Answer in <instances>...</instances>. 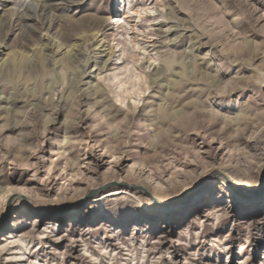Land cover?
Here are the masks:
<instances>
[{
    "label": "rangeland",
    "instance_id": "374dc122",
    "mask_svg": "<svg viewBox=\"0 0 264 264\" xmlns=\"http://www.w3.org/2000/svg\"><path fill=\"white\" fill-rule=\"evenodd\" d=\"M19 1L0 0V264H264V0H48L15 20ZM162 108L200 163L141 175L131 124Z\"/></svg>",
    "mask_w": 264,
    "mask_h": 264
},
{
    "label": "bare ground",
    "instance_id": "6f19581e",
    "mask_svg": "<svg viewBox=\"0 0 264 264\" xmlns=\"http://www.w3.org/2000/svg\"><path fill=\"white\" fill-rule=\"evenodd\" d=\"M47 1L48 0H39V1L38 0H21V1H19L17 3V7H15L14 11L12 12L14 19L19 20L22 18H35L36 16H40V13L44 12L45 8L48 6ZM181 2H186V3L191 2V4L194 5V4L198 3V0H178V3H181ZM168 19L169 18L167 17L165 20L161 21L159 23V25L166 24ZM175 30H176L175 28H169L166 31V35H164V37H166L167 35H169L170 33H172ZM148 34L154 35L155 33L149 31ZM144 36H146V35H144ZM159 37H162V36H159ZM180 40L179 41L173 40V41L169 42L167 44V45H169V47L167 46L166 50L163 51L162 54L165 55V54L170 53L171 52L170 48H174L177 45V43L179 44L181 42ZM155 41H158V40L153 37L152 40H150L149 42H152V44H154ZM110 54L113 55V52H111ZM177 56H179L178 53L175 54V57H177ZM165 61H166V64L168 65V67H173V65L176 63L173 58H167V59H165ZM161 77L162 76H158V77L154 78L153 80L151 79L150 83L153 85H156L157 80ZM227 87H230V86H227ZM147 96L153 97V98L156 97L153 94L146 93L143 95V99H145ZM163 96H164L165 101H168L170 104L180 103V101H178L179 97L173 100V95L171 96L167 93ZM148 103L149 102H143L140 105V107L145 108L146 106H148ZM128 105H130L129 101H128ZM197 112H202V113H200V116H204V118L206 117V115L204 113H209V115L212 118H215L216 121L218 120V117L215 116L216 114L214 112H210V111L209 112H203L202 110L195 109L194 113L198 114ZM133 117H134V115H132V118ZM187 118H188L187 114H184L181 109H177V110H173V111L169 112L168 110H163V108H162V109H160V115L158 117L159 120L155 124H153V129H151V130L145 129L142 127V125H139V126L136 125L135 122H133L131 124L133 127H138L140 129H143L142 133L136 135L137 140H141V141L145 142L146 147H145L144 153H148V152L152 153L151 155L148 156V160L145 159L144 164H141L140 168L137 167L139 174H141V175L145 174V167H149L150 170L153 171V174H148V175L159 176V175L166 174L167 172H169L170 162H168V161L170 158L168 157V155H170V154L177 156L178 158L176 160L181 161L183 164H188V162H191V160H193L194 162H196L195 163L196 166L199 165L200 161H197L198 153H196V151H195L196 145L194 142H192L191 146H181L175 142L176 140L182 138L181 137L182 134L186 130H188L189 125H188V122H186ZM204 118L202 119L201 122L203 123L204 128H206L204 130H208L209 128H211L215 124L214 123L215 121L209 122L208 119L204 120ZM170 120H173V121L170 122ZM129 121L130 120L128 119L126 121V123L129 124ZM166 124H167V128L158 130L160 125H166ZM154 132H156V134H154ZM174 133H177V134H174ZM131 136H132V134H128L129 142L131 140ZM119 151H120V149H117V152H119ZM183 154H184V156H182ZM111 173L112 172L110 171L109 174H111ZM186 175H187L186 172L178 173V172L174 171L170 174L169 178H171L173 183L175 185H177L178 181L175 182L174 180L178 176H186ZM211 175H214V174H209V175L204 176L203 177L204 180L202 181V183L206 182V180ZM140 187H142V186H140ZM142 188L145 189L144 187H142ZM228 191L229 192L232 191V188L230 186H228ZM121 192L129 193L126 190H121ZM163 209L165 211L169 210L166 207Z\"/></svg>",
    "mask_w": 264,
    "mask_h": 264
},
{
    "label": "water",
    "instance_id": "95a60500",
    "mask_svg": "<svg viewBox=\"0 0 264 264\" xmlns=\"http://www.w3.org/2000/svg\"><path fill=\"white\" fill-rule=\"evenodd\" d=\"M137 188H138L139 190L143 191L145 194H148V192H147L145 189H143L142 187L137 186Z\"/></svg>",
    "mask_w": 264,
    "mask_h": 264
}]
</instances>
